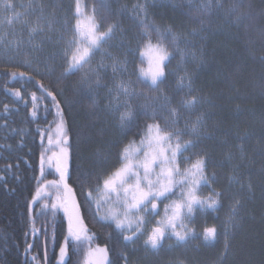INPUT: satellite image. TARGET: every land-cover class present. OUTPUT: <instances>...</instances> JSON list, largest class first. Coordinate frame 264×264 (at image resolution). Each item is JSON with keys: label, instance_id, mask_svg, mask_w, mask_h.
I'll return each mask as SVG.
<instances>
[{"label": "snow or ice", "instance_id": "6c2138e0", "mask_svg": "<svg viewBox=\"0 0 264 264\" xmlns=\"http://www.w3.org/2000/svg\"><path fill=\"white\" fill-rule=\"evenodd\" d=\"M187 4V15L196 21V25L190 29L156 23L149 12L150 7L155 6V0L133 4L129 16L136 31L132 37H128L119 23L103 28L102 17L95 12L85 15L81 11L80 0H76L74 22L61 21L55 14L44 15L43 5L37 6L36 0H30L27 6H18L13 0H0V12L4 13L0 24L12 26L22 16L37 15L39 11L34 23L23 21L28 33L26 40L0 39V56L9 61L17 56L25 58L22 67L26 71L7 74L13 80H36L41 95L38 97L36 92L30 94L32 108L29 115L33 120L37 118L40 102L44 103V110L49 111V98L56 111L54 130L37 128L42 149L40 175L36 177L37 187L27 201V212L32 221L31 232L36 235L40 231L35 227L36 215L50 212L55 217L58 211H63L67 219V235L59 248L58 264H69L72 255L79 256L81 252L83 258L78 259L77 264H113L109 258L111 249L107 245L92 246L95 236L89 233L84 223L81 214L84 208L91 212L94 224L102 229H110L109 239H116L117 248L121 249L118 259L123 264H139L130 259V246L133 251L142 247L145 255L158 256L164 250L165 241H170L167 251L185 247L193 241L207 245L220 239L221 230L223 248L215 264H226L232 252V239L241 221L242 197L233 198L230 212L221 225L205 226L201 230L197 228V216L218 211L225 190L213 186L217 183V173L213 171L209 174L211 154L203 146L204 141L214 137L207 124L210 113L202 112L195 119L190 118L198 107L207 104L211 109L214 103L194 88L195 71L189 70L187 65L192 63L198 68L204 63L202 42L210 34L222 30L221 26L214 28L210 20L216 12H223L225 23L235 27L238 34L242 29L244 39L250 46L259 43L264 48V24L257 28L258 21L264 22V7L257 10L250 0H232L227 9L222 0H199L198 3L197 0H187ZM261 4L264 5V0H261ZM18 7L26 10L17 11ZM125 11L126 6L117 14ZM57 32L59 34L54 37L52 34ZM37 36L42 39L37 40ZM45 41L53 43L59 51L46 60L34 59L32 54L43 50ZM110 41L114 42L110 47L122 50L120 55H113L103 48ZM198 42L201 43L199 55L196 50ZM249 52L254 56L252 47H249ZM97 53H102V59L93 67L91 61ZM57 55L61 61L59 74H55L53 66ZM177 57L175 69L170 70L169 65ZM254 58L261 65L258 87L264 97V54ZM105 60L111 63L106 64ZM109 67L113 77L111 87L102 83L104 77L101 75ZM77 73L81 75L73 90L89 96L94 110L97 107L94 90L107 88L108 102L103 111L112 118L113 129V137L107 141V151L81 158L88 162V167L77 168L82 202L67 183L70 177L71 143L64 109L58 99L65 90L46 88L43 83L47 78L50 84L53 81L59 84ZM169 76L176 78V93L183 94L175 103L162 88ZM6 94L14 98L13 105L15 101H25L27 105L21 89H6ZM14 111L18 112L19 109L4 103L0 115L8 117ZM185 113L189 118L185 119ZM181 121H184L183 126ZM0 128L19 135V147L24 146L26 129L10 128L7 119L0 122ZM251 135L247 132L237 135L240 141L237 147L241 153L243 142ZM258 142L264 144V137ZM4 147L0 145V148ZM6 147L11 149L12 145ZM260 154L264 155V148ZM227 162H232L231 153L227 155ZM233 167L238 168L239 165ZM14 168L18 169L19 164H6L0 171L12 174ZM53 168L55 175L49 180L46 176L50 174L48 170ZM5 179L6 175H0V180ZM233 183L238 181L230 176L229 186ZM239 186L241 191L247 188L249 192L253 187L251 183H241ZM205 189L207 194L204 193ZM44 233L47 237L46 228ZM33 246L28 244L25 252ZM175 264L186 262L176 261Z\"/></svg>", "mask_w": 264, "mask_h": 264}, {"label": "trees", "instance_id": "16d2710c", "mask_svg": "<svg viewBox=\"0 0 264 264\" xmlns=\"http://www.w3.org/2000/svg\"><path fill=\"white\" fill-rule=\"evenodd\" d=\"M222 2L227 9L232 0ZM250 2L257 10L264 7L261 0ZM80 4L85 15H92L95 12L97 16L103 18V28L112 23H119L120 26L127 24L132 29V36L135 34L136 29L128 12L117 14L125 5V0H80ZM149 12L155 22L161 25L172 24L177 28L180 24L190 27L196 25V21L187 15V0L157 1L154 7H150ZM210 20L214 28L221 26L222 30L210 34L205 41L204 63L195 72L193 86L199 90L200 95L210 99L214 107L210 109L207 104L198 107L191 113V119H195L202 112L210 113L207 124L214 137L204 141L203 146H206L211 154L209 174L213 171L217 173V183L213 186L218 190L224 189L225 195L218 211L197 216V228L201 230L205 226L221 225L227 217L233 198L242 197L243 205L239 212L241 221L232 239V252L226 264H264V171H262L264 160L257 162L255 158L252 159L259 170L252 172L251 193L246 189L237 190L233 184L229 186L233 166L226 159L240 143L237 135H244L246 132L252 134L244 141V146L248 150L264 137V97L261 96L258 87L262 69L258 59L254 58L264 54V48H261L259 43L250 46L244 39L242 29L238 34L235 27H229L225 23L223 12L214 13ZM261 24L264 22L258 21L257 28ZM249 47H252L254 56L250 54ZM24 59L23 56L9 62L0 59V114L4 103L19 109L8 117L0 115V122L7 119L10 128L27 130L24 146L19 147L20 136L0 128V145L5 146L0 148V169L6 164H19V168H14L12 174L0 171V175H6L5 180H0V264H44V261L45 264H58L59 248L67 235V219L63 211H58L55 217L50 212L47 215H36L35 227L40 230L36 235L31 232L32 221L29 220L27 212V201L31 199L37 187L36 177L40 175L39 157L42 149L37 128L54 130L57 116L50 98L47 101L49 111H45L44 103L40 102L37 118L33 120L29 115V109L32 108L30 94L36 92L38 97L41 95L36 80L28 81L27 78L13 80L7 74L26 71L22 67ZM173 62L174 60L171 64ZM60 64V61L53 64L55 74L61 71ZM80 75L81 73L70 75L59 84L54 81L50 84L45 78L43 83L46 88L65 90L64 95L58 99L64 109V119L71 143L70 177L67 183L82 202L77 168L88 167V162L81 158L91 156L95 152L107 151L109 148L107 141L113 137V129L108 125L109 120L103 111L101 98L103 93L100 92L104 90L103 87L93 92L97 100L95 110L91 106L89 96L73 90V85L79 80ZM162 88L173 98L174 103L183 95L176 93V84L171 77H168ZM6 89H21L27 105L25 106V101H15L13 105L14 98L6 94ZM185 117L189 115L185 113ZM183 123L184 121H181V126ZM128 138H131V134ZM46 143L45 138V145ZM9 144L12 145L11 149L6 147ZM48 173L50 174L46 178L53 179L54 168L49 169ZM236 174L238 175L237 172ZM17 176L19 179H16ZM204 193L207 194V189ZM36 207L39 208V204ZM160 207H163V204ZM81 214L89 233L95 236L92 246L107 245L111 249L109 258L113 264H123L118 259V252L121 249L117 248L116 239H109L110 229H102L98 224H94L91 212L86 208L82 209ZM45 228L47 237L44 233ZM169 243L170 241H165L164 250H161L158 256H147L142 247L133 251L130 246L128 249L131 253L130 259L138 261L139 264H175L176 261H184L186 264H215L223 248V234L221 230L220 239L212 244L205 245L200 241H193L172 251H167ZM28 244L34 246L26 253ZM82 258L83 252L79 256L72 255L69 264H77L78 259Z\"/></svg>", "mask_w": 264, "mask_h": 264}, {"label": "rangeland", "instance_id": "374dc122", "mask_svg": "<svg viewBox=\"0 0 264 264\" xmlns=\"http://www.w3.org/2000/svg\"><path fill=\"white\" fill-rule=\"evenodd\" d=\"M157 1H161V0H155V2H157ZM13 2L15 4H17L18 6L21 4L27 6L30 3V0H13ZM137 2H143V0H125V5H123L122 8H124L126 6L128 16H129V12L132 8V5L137 3ZM198 2H199V0H197V3ZM53 4L55 6H53ZM75 4H76L75 0H63L60 2H57L54 0H36L37 6L43 5L44 15L48 16V15L55 14L57 17H59L61 19V21L68 20L69 22H74ZM25 10H26V8H24V9L19 8V7L17 8V11L23 12ZM38 14H39V11H37V15ZM37 15L22 16L21 20L16 22L12 26H8L6 24H0V39L6 40V41H12L15 39L23 38L26 40L28 37V33H27L26 28L23 25V21L29 20V21L34 23L37 19ZM3 16H4V13L0 12V19H2ZM120 27L122 29L126 30V36L132 37V29L129 25L124 24ZM190 28H191L190 26H186L184 24H180L178 27V29H190ZM58 34L59 33L57 32V33L52 34V35L55 37ZM36 39L40 40V39H42V37L37 36ZM113 43H114L113 41H110L108 44H105L103 46V48L107 49L108 51H111L113 55H120L122 52L121 49L110 47V45ZM204 43H205V41L202 42V45H204ZM200 47H201V43L198 42L196 45V50H197L198 55H199ZM0 50H2V45H0ZM58 51L59 50L55 47V45L53 43H48L47 41H45L43 50L36 52V53H33L32 55H33L34 59L46 60L49 56L53 55L54 53H57ZM203 52H204V47H203ZM20 57L21 56H17L14 58V60H16ZM0 59L9 62V60L4 58L3 56H0ZM101 59H102V53H97L91 61L92 66L95 67L96 65H98L101 62ZM178 59L179 58L177 57V59H174V62L169 65L170 70L175 69ZM14 60H12V61H14ZM55 61H60L59 55L56 56ZM104 62L106 64L111 63V61H109V60H105ZM187 67L189 70H194L195 72L197 70H199V68H200V67L197 68V66L192 64V63H189L187 65ZM101 75L104 77V80L102 81V83L111 87L113 84V77H112L111 68L109 67L107 69V72H102ZM169 77H171L176 84V78L174 76H169ZM103 88H104V90L102 89V90H100V92L103 93V96H101V98H102L103 105L105 107V105L108 102V97H107V88H105V87H103ZM107 118L109 120L108 125L111 127L112 118L110 116H107ZM187 118H189V117H185V119H187ZM238 144H240V143H238ZM237 145L231 151L232 153L230 152L232 154V162L229 164H231L232 166L233 165H239L238 168L233 167L232 171H231V176H234L236 178V180L238 181V183H233V185L236 186L237 190H239L240 189L239 185L241 183H243L245 185H247L248 183H251V180H252L251 177H253L252 172L259 170V168L255 166V163L252 159L255 158V161H257V162L264 160V155L260 154L261 149L264 148V144H261L259 142L254 143L253 147H251V148L249 147L250 150H248V148L246 146H244V142H243V153H241V150L239 149V147H237ZM226 159H227V156H226ZM236 172L238 173L239 176L236 174ZM244 178H246V180ZM252 186H253V184H252ZM245 189L247 190V188H245ZM252 192H253V190L251 191V193ZM160 209H161V213H162L163 207H160ZM229 212H230V208L227 211V215L229 214ZM93 247H95V246H93ZM100 247H103V246H100Z\"/></svg>", "mask_w": 264, "mask_h": 264}, {"label": "flooded vegetation", "instance_id": "af4514ba", "mask_svg": "<svg viewBox=\"0 0 264 264\" xmlns=\"http://www.w3.org/2000/svg\"><path fill=\"white\" fill-rule=\"evenodd\" d=\"M45 260V259H44ZM44 264H45V261H44Z\"/></svg>", "mask_w": 264, "mask_h": 264}, {"label": "water", "instance_id": "95a60500", "mask_svg": "<svg viewBox=\"0 0 264 264\" xmlns=\"http://www.w3.org/2000/svg\"><path fill=\"white\" fill-rule=\"evenodd\" d=\"M70 186V185H69Z\"/></svg>", "mask_w": 264, "mask_h": 264}]
</instances>
